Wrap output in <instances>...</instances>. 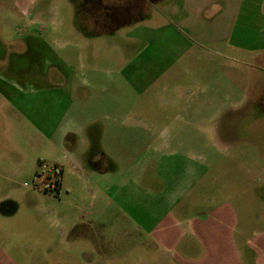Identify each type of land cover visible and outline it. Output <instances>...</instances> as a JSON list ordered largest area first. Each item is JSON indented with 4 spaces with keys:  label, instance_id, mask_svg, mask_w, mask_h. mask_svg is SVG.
Returning <instances> with one entry per match:
<instances>
[{
    "label": "rangeland",
    "instance_id": "obj_1",
    "mask_svg": "<svg viewBox=\"0 0 264 264\" xmlns=\"http://www.w3.org/2000/svg\"><path fill=\"white\" fill-rule=\"evenodd\" d=\"M170 3L103 31L77 0H0L15 264H264V0L213 43L175 36ZM56 165L58 196L42 179ZM199 216L202 241L183 228Z\"/></svg>",
    "mask_w": 264,
    "mask_h": 264
},
{
    "label": "crops",
    "instance_id": "obj_2",
    "mask_svg": "<svg viewBox=\"0 0 264 264\" xmlns=\"http://www.w3.org/2000/svg\"><path fill=\"white\" fill-rule=\"evenodd\" d=\"M160 0H90L83 7L77 0L78 11L82 20L90 24L99 25L103 31L113 29L115 24L136 22L144 15L147 5ZM242 0H171L169 15L175 22V36H186L196 39L199 43H213L230 36L232 24L239 12ZM62 179L64 177V168ZM63 181V180H62ZM62 189V188H61ZM61 191V190H60ZM34 192V191H33ZM35 194V193H32ZM26 200V202H25ZM29 199L24 198V206L29 205ZM20 201L15 196H0V216L9 221L20 211ZM22 203V204H23ZM186 217V215H183ZM204 216L189 221L188 228L183 227L190 235L195 234L198 239L204 237ZM177 221H175L176 223ZM195 247V245H194ZM182 256H194L193 242L181 248ZM0 264H15L5 248L0 244Z\"/></svg>",
    "mask_w": 264,
    "mask_h": 264
},
{
    "label": "flooded vegetation",
    "instance_id": "obj_3",
    "mask_svg": "<svg viewBox=\"0 0 264 264\" xmlns=\"http://www.w3.org/2000/svg\"><path fill=\"white\" fill-rule=\"evenodd\" d=\"M51 170L50 172H48V174L43 176L42 179L43 182L47 183V188L51 191V193H56V195L58 196L62 187V175L60 178H57V175H55L54 173V168ZM57 181L59 182V185H57Z\"/></svg>",
    "mask_w": 264,
    "mask_h": 264
},
{
    "label": "trees",
    "instance_id": "obj_4",
    "mask_svg": "<svg viewBox=\"0 0 264 264\" xmlns=\"http://www.w3.org/2000/svg\"><path fill=\"white\" fill-rule=\"evenodd\" d=\"M76 13H77V21H78V23H83V20H82V18L80 16V12L77 10ZM54 173H55V175H57V178H60L61 175H62L61 167L58 166V165L54 166ZM37 176L38 175H36L35 177H37ZM57 185H59L58 181H57ZM44 192L45 193H51V191L47 187L44 189Z\"/></svg>",
    "mask_w": 264,
    "mask_h": 264
},
{
    "label": "built area",
    "instance_id": "obj_5",
    "mask_svg": "<svg viewBox=\"0 0 264 264\" xmlns=\"http://www.w3.org/2000/svg\"><path fill=\"white\" fill-rule=\"evenodd\" d=\"M52 171V170H51Z\"/></svg>",
    "mask_w": 264,
    "mask_h": 264
}]
</instances>
